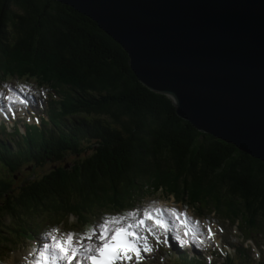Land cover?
<instances>
[{
	"label": "trees",
	"instance_id": "16d2710c",
	"mask_svg": "<svg viewBox=\"0 0 264 264\" xmlns=\"http://www.w3.org/2000/svg\"><path fill=\"white\" fill-rule=\"evenodd\" d=\"M11 60L68 78L78 93L73 109L95 116L61 132L68 137L44 135L28 154L61 159L75 137L99 138L89 154L29 183L23 201L28 194L45 209L172 172L177 186L204 189L212 201L236 199L264 220V162L181 118L167 95L137 80L122 46L88 16L56 0H0V64Z\"/></svg>",
	"mask_w": 264,
	"mask_h": 264
},
{
	"label": "water",
	"instance_id": "95a60500",
	"mask_svg": "<svg viewBox=\"0 0 264 264\" xmlns=\"http://www.w3.org/2000/svg\"><path fill=\"white\" fill-rule=\"evenodd\" d=\"M96 22L176 113L264 162V0H56Z\"/></svg>",
	"mask_w": 264,
	"mask_h": 264
},
{
	"label": "snow or ice",
	"instance_id": "6c2138e0",
	"mask_svg": "<svg viewBox=\"0 0 264 264\" xmlns=\"http://www.w3.org/2000/svg\"><path fill=\"white\" fill-rule=\"evenodd\" d=\"M12 99L11 96L8 97ZM24 101H21L23 103ZM155 213V215H153ZM172 215L177 219L180 218V214L175 210H172ZM163 213L159 208L153 209L152 212L145 211L144 217L148 220H153L155 225L161 229H167L168 224L162 218ZM145 219L137 221L135 227L143 226ZM131 229V230H130ZM188 234L186 227L185 235ZM194 239H198L195 232L192 233ZM131 237V239H130ZM100 243L95 248L89 246L87 254L83 257V260L79 259L82 245L76 241L73 234H66V238H59L56 235L50 234V243H45L44 253L41 254V260H38L36 264H42V261L48 259L46 255L49 250L53 255L51 259L60 261L62 264H84V260L90 262V264H117L118 261L132 260L133 254L136 259H140V249L136 244V240L139 239L138 233L135 231L133 225L127 227H117L109 234L106 226H101V232L99 234ZM209 238H214V234L209 229ZM144 251H151L145 244Z\"/></svg>",
	"mask_w": 264,
	"mask_h": 264
},
{
	"label": "rangeland",
	"instance_id": "374dc122",
	"mask_svg": "<svg viewBox=\"0 0 264 264\" xmlns=\"http://www.w3.org/2000/svg\"><path fill=\"white\" fill-rule=\"evenodd\" d=\"M27 61H29L28 59H26ZM32 62H33V60H32ZM10 63L13 65V66H17V67H26L27 68V70H29V71H31V72H33V73H35V74H38V75H40L41 77H45V76H47L46 78H52V77H56V76H58V79H59V81H61V80H66V81H70L68 78H64V77H62V76H60L59 75V72H56V71H42V70H40V69H38V67H35V66H21V63H19V61L18 60H15V61H13V60H11L10 61ZM2 65H4V63H2ZM28 65V64H27ZM69 92L71 91V87H69ZM81 98H82V95H81ZM68 99V101H70V99L69 98H67ZM46 166H48L49 164H45ZM43 167V166H42ZM136 182V181H135ZM140 183H147L148 185H149V187H147V189H146V192L147 193H145V196L144 197H142L143 195H139V194H136L135 192H133V197H132V199H131V201H137L138 199H140L141 201H144V200H146V199H148V198H151V197H153L152 196V194L153 193H151L152 192V189L153 188H155V187H158V186H174L173 185V183H172V177L170 176V174H165V175H162V174H160V175H157V177H155V178H149L148 180H145V181H143L142 182V180H141V182L139 181V183L137 184V182L136 183H132V184H130L129 186H128V188H133V187H135V185H141ZM177 186V185H176ZM176 186H175V191H177L176 190ZM190 188H193V187H191V185L189 186ZM188 186L187 187H185V186H183V185H180V184H178V186H177V188H178V190L179 191H177L176 193L179 195V196H181L182 198H190V199H196V198H198L199 196H202V193H201V191L200 190H203L204 192H205V190L204 189H200L199 190V188L198 189H190ZM195 188V187H194ZM138 193H141V192H138ZM27 196V199L25 200V201H23L22 200V204L27 208V209H32V208H34L35 207V205H36V202L34 203V201H35V199H33L31 196H29L28 194L26 195ZM56 198H53V200H55ZM79 198H77V200H78ZM52 200V201H53ZM234 202H235V204L237 205V206H239L240 208H242V209H244V210H246L245 209V207L244 206H242L241 205V203L238 201V200H234ZM9 208L11 209V210H13L14 212H16L18 209H19V205H18V203H16V202H12V203H10L9 204Z\"/></svg>",
	"mask_w": 264,
	"mask_h": 264
}]
</instances>
